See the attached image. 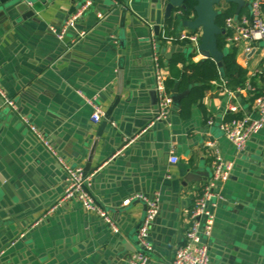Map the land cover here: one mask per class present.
I'll return each instance as SVG.
<instances>
[{
  "label": "crops",
  "instance_id": "crops-1",
  "mask_svg": "<svg viewBox=\"0 0 264 264\" xmlns=\"http://www.w3.org/2000/svg\"><path fill=\"white\" fill-rule=\"evenodd\" d=\"M14 1L0 10V83L18 107H1L0 100V264H132L141 249L146 206L124 202L137 194L159 198L150 262L172 264L217 155L234 167L217 186L223 200L208 240L213 264H264V127L244 153L220 127L257 117L254 93L264 92L258 75L264 45L249 58L248 43L237 45L236 59L248 71L251 88L230 89L221 77L201 92L204 83L191 78L188 85L179 75V91L188 95L179 108L173 104L168 119L152 124L158 115L155 50L168 78L178 71L196 77L194 65L209 59L181 39L189 30L176 26L168 33L164 10L152 0ZM82 4H89L83 17L60 40L50 28L64 26ZM242 12L251 16L248 7ZM90 99L103 111L97 122ZM231 105L236 112L229 111ZM31 126L73 166L86 170L90 162L87 189L116 221L118 233L79 201L58 205L63 168ZM172 156L177 163L170 162Z\"/></svg>",
  "mask_w": 264,
  "mask_h": 264
},
{
  "label": "built area",
  "instance_id": "built-area-1",
  "mask_svg": "<svg viewBox=\"0 0 264 264\" xmlns=\"http://www.w3.org/2000/svg\"><path fill=\"white\" fill-rule=\"evenodd\" d=\"M250 4L251 16H241L237 21L230 18L226 22V30L230 35L227 37L228 46L235 44L236 46L247 42L248 46L244 51V57L249 58L252 52H255L264 42V16L263 7L264 0H246ZM89 4H82L65 22L61 28L51 27L60 40H63L66 34L75 28L79 20L83 17ZM85 33H81L84 36ZM182 40L189 41L198 50L200 44V34L194 31L182 33ZM153 65L155 74V91L158 96V115L152 122L166 120L169 117L173 106L172 93L168 91L166 82L168 73L163 68L160 60V54L155 50L153 55ZM258 75L264 79V69L258 71ZM251 88L250 81L246 82L243 90ZM0 100L1 107L17 110V103L6 92L0 83ZM93 105L94 113L93 121H99L103 115L101 107L94 103V100H87ZM257 117L243 116L229 121H224L221 124V130L226 138L233 144L237 152L244 153L246 151L249 140L264 127V92L259 94L254 100ZM229 111L236 112L237 108L234 105L229 107ZM28 123V119L24 118ZM213 121H209L212 124ZM31 130L36 134L37 138L44 144L48 151L56 157L58 163L64 171L65 188L61 197L60 205L64 201H79L83 208L92 214L101 218L115 233H118L119 226L116 221L109 215L106 209L98 204L94 197L88 191L91 176L85 173L83 166H73L65 158L58 155L57 150L49 139L43 136L35 126H31ZM209 146L214 147L215 143L209 142ZM179 158L172 156L170 162L177 163ZM232 162H225L224 159L217 155L213 161V171L210 179L200 190L190 214V226L186 232V240L183 245L175 251L172 264H213L209 239L212 237L213 229L216 221L215 210L218 207L223 196L218 192L217 186L220 182L227 181L231 177L233 170ZM133 200H142L147 204L146 216L138 233L140 243V251L133 257L132 264H151L149 255L153 251V246L150 242V232L152 224L159 212V198L154 196L149 198L143 194H137L127 199L124 205L130 204ZM54 208L49 209L43 217L46 218Z\"/></svg>",
  "mask_w": 264,
  "mask_h": 264
},
{
  "label": "water",
  "instance_id": "water-1",
  "mask_svg": "<svg viewBox=\"0 0 264 264\" xmlns=\"http://www.w3.org/2000/svg\"><path fill=\"white\" fill-rule=\"evenodd\" d=\"M12 1L14 0H0V10H2V6H5L7 5V3L12 2ZM15 1L19 2L18 0H15ZM29 1L31 2L32 0H29ZM186 1L187 0H152V2L155 4V6L158 7L160 11L164 10L166 19H169L174 14L177 16L178 21H179L178 29L182 30L186 28L189 31H194V32L199 31L200 32L201 35H200V44L198 46V51L206 58L213 59L217 63L218 67L221 69L222 76H224V71L222 69L224 52L221 51L218 47V37L221 34L225 33L226 29L221 28L217 24V18L220 14L218 7L222 3L235 4L237 6V9H236V15L234 19L237 21L240 17L242 9L245 7L250 8V4L246 2V0H195L196 1V5L194 6L195 17L191 19H185L181 11H178L176 13L175 11L178 9L185 10L187 8ZM127 2L128 0H124V5H126ZM126 7L127 6H124L122 8L123 14H126L128 11V8ZM31 13L32 15H34L35 12L32 11ZM124 20L125 19L123 18V21ZM122 26H124V24H122ZM157 29L158 28L156 27V31ZM261 45H264V42H262ZM162 52L164 53L165 50L163 49ZM179 84L180 83L177 82L175 84V87L171 91L172 98H173V104L176 106V108H179L181 106L182 99L185 98L189 92V90L185 92H180ZM117 101L118 99L116 100V102ZM111 111H112V108L107 112L106 119L110 117ZM96 144L97 143H95V146ZM261 163L264 164V159L261 161ZM90 168H91V164L89 162L85 168L86 174ZM188 180H190V178L186 176V181ZM186 181H184L183 183L184 186H187L188 184ZM145 206L147 210L146 203H145ZM143 222L140 224V227L143 224ZM149 239H151V236L149 237Z\"/></svg>",
  "mask_w": 264,
  "mask_h": 264
},
{
  "label": "trees",
  "instance_id": "trees-1",
  "mask_svg": "<svg viewBox=\"0 0 264 264\" xmlns=\"http://www.w3.org/2000/svg\"><path fill=\"white\" fill-rule=\"evenodd\" d=\"M196 5L195 0H187L186 6L187 8L185 10L178 9L175 11H181L182 15L185 19H191L195 17L194 12V6ZM218 10L220 11V14L217 18V24L221 28L226 29V22L230 18H234L236 15V5L231 3H222ZM243 12L240 14V17L242 16ZM239 17V18H240ZM167 29L168 33H171L173 28L179 25V21L177 16L174 14L169 19H167ZM230 35L229 31L226 30L225 33L221 34L218 37V47L221 51L224 52L223 57V66L222 69L224 71V76L221 74V69L218 67L216 62L212 60L211 58L207 59L203 63H199L197 65H194V69L196 71V77H188V75L185 72L180 73L178 71V74L173 75L171 78H168L166 82V86L169 92H171L172 88L174 87V84L176 83L175 78L180 75V77L183 78V82L188 84L191 82V78L197 79V81L204 83V85L201 87V90H206L208 88L207 83H210L212 80L220 79L221 77L226 80V84L230 89H238L239 87L243 88L245 87L246 81L248 80V71L241 66L237 62V46L235 44L228 46L227 37ZM189 78V79H188ZM200 86H196L195 90L197 89V92L200 90L198 89ZM203 90L201 92H203ZM257 93H254V98L257 97ZM203 94L200 95L199 98H202Z\"/></svg>",
  "mask_w": 264,
  "mask_h": 264
}]
</instances>
